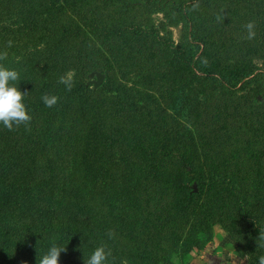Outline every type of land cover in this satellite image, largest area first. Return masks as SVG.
Here are the masks:
<instances>
[{"label":"rangeland","instance_id":"374dc122","mask_svg":"<svg viewBox=\"0 0 264 264\" xmlns=\"http://www.w3.org/2000/svg\"><path fill=\"white\" fill-rule=\"evenodd\" d=\"M251 11L246 4H231V0H87L77 5L54 0L47 11L40 8L39 0L0 1V53L7 52L0 64L18 72L19 80L13 83L35 78L32 69L38 71L55 59L65 63V74L71 72L77 78L75 83L81 82L75 85L79 92L56 93L59 100L55 105L52 140L46 141L40 129L29 126L21 125L11 131L12 135L19 133L15 137L18 140L12 139V145L16 144L21 151V167H13L12 182L20 183L22 176L26 177L23 182L48 180L51 184L47 190L51 193L45 197L52 198L53 216L60 221L58 224L62 223L71 203L77 201L73 190L80 177L78 156L91 125V135L101 147L100 178L96 190L85 201L97 219L102 220L100 225L109 236L106 242L114 246L119 263L139 264L142 260L139 251H146L145 257L152 254L156 264H258L259 257L264 255V247L257 246L262 243L258 240L260 233H264V53H255L252 39H245L244 25ZM45 12H49L48 30L56 34L61 47L46 33L38 35L31 30L32 21ZM90 18L101 25L127 28L140 25L148 30L147 44L134 41L99 45L104 56L95 60L89 70L81 69L77 55L82 41L68 36L71 32L66 29L64 44L60 37L63 27L83 24ZM198 33L202 38L209 37V51L215 57L221 55L222 62L228 60V64L225 62L228 68L245 69V59L253 66L240 71V78L235 76L236 71L232 73L234 76L226 74L225 79L207 75L202 67L211 59L202 57L205 43L198 40ZM167 45L184 52L185 59L180 64L178 50L170 55ZM148 46L155 47L157 55L150 56ZM172 67L175 82L163 76ZM100 74H104V79L96 84ZM120 93L131 95L137 111L118 107L116 100ZM106 95L113 97L109 104L103 102ZM125 124H135L141 129L147 150L158 154L153 160L156 165L162 166L164 160L176 157L180 143L199 153L204 148L201 154L209 162L230 165L204 167L215 172V180L226 178L228 186L222 190V184L219 185L205 197L203 205L198 204L195 219L187 221L189 217H185L178 227V216L171 219L165 216L178 199L174 192L165 189L172 185L148 174L149 178L136 186L133 177L127 174L126 160L132 156L133 148L116 134V128ZM0 132L5 139L9 130L0 124ZM157 140L158 146L154 144ZM251 147L258 151V158L251 154ZM165 151L169 158L165 157ZM142 162L147 166L148 161ZM165 165L169 167H160L165 173L178 176V167ZM105 170L109 171L107 176L103 174ZM194 172L189 173L188 177L193 178L187 184L192 193H198L200 184ZM115 181L117 189L122 188L126 196L121 199L114 196L115 201L105 202L103 193L109 188L106 184ZM231 185L240 189L248 201L258 200L251 214L239 215L238 197ZM37 205L41 204L30 203L25 213L19 211L11 217L9 232L14 242L33 231ZM220 207L224 208L222 214ZM158 217L162 219L159 221ZM85 219L94 223L93 218ZM193 225L198 229L191 232ZM232 225L242 230V237L233 233ZM2 233L0 229V264H10ZM138 242L141 250L137 249ZM14 252L19 253L20 264H37L40 259L35 256L38 253L27 249L21 254L19 250ZM68 256L67 251L62 252L60 264H66Z\"/></svg>","mask_w":264,"mask_h":264},{"label":"trees","instance_id":"16d2710c","mask_svg":"<svg viewBox=\"0 0 264 264\" xmlns=\"http://www.w3.org/2000/svg\"><path fill=\"white\" fill-rule=\"evenodd\" d=\"M0 1L2 2L4 0ZM52 1L54 0H48V2H46V0H39V6L42 10L47 11L49 10V6ZM62 1L68 5L69 3L77 5L87 2V0ZM231 4H246L247 9L250 8L252 10V15L250 16L249 21L255 22L256 35L254 39H252L254 52L264 53V0H231ZM48 14L49 12L42 13L39 18L34 19V21H32L31 30L38 35L46 33L50 40L56 41V46L61 47L62 45L57 43L58 38L56 37V34L50 33L48 30L49 26L46 25L49 21L47 16ZM249 21H247L246 24ZM63 29L64 31L60 37L62 44H64V39L66 38L65 36H67V34H64L65 29L71 32L68 36H72L73 38L82 41L81 52L77 55V62L81 69L89 70V68L94 65L95 60L104 56V54H102L104 51L99 45L107 47L109 44H127L133 43L134 41L142 42L141 44L144 46L147 44L146 37L148 30L140 25H135L132 28H127L123 25H101L98 20L90 18L83 24L72 23L69 27H63ZM196 36L200 42L205 43V49L202 53V57H208L211 59L207 65L202 67V72H206L207 75H220L223 79H225L228 78L227 75H231L233 71H236L235 76L240 78V71H245L253 66L250 60L245 59L243 62L245 63V69L244 67H236L233 70L230 69V67L228 68V65L225 66V62L228 64V60L222 62L220 60V58H223L221 55V57L219 55L218 57H215V54L209 51V47L211 48L209 37L202 38L199 33ZM166 47L170 49V55H175L178 50V64H180L181 59H185V57H183L184 52L182 50L176 49L172 45H167ZM147 52L150 56L157 55V49L155 47H152L151 49L149 48ZM239 62L242 63V61H238V63ZM32 70V74L35 75V78H30L23 83H15V85L18 86L22 92L27 93L24 97V103L32 117L28 126L30 128H36L37 130L40 129L41 134L44 133L46 136V141H50L54 138L52 134V123L55 116V106L52 108L46 107L41 97L44 94L56 96L58 91L65 94L79 92L76 86L78 84L81 85V82L79 81V83H75L77 78H73L74 86L70 92L65 89L64 85L58 83L59 79H56V77L61 74L64 75L67 70L65 63L59 62L58 59L46 63V66L42 69H38V71L35 69ZM163 76L168 81L170 80L175 82L176 80L173 67L169 72L163 73ZM232 76H234V74H232ZM191 82H189V85ZM220 83L222 84V81ZM112 100L113 97L106 95L103 102L105 104H109ZM116 102L119 104L118 107L123 108V110L137 111L136 102L131 98L130 94L123 95V93H120ZM191 106H194V104ZM123 127L124 125L117 127L116 134H118V136H120L133 148L131 149L132 156L127 157L128 160H126L128 165L127 167L129 169V173L127 174L133 177L136 186L140 185L142 181L149 178L148 174L153 175L157 179L159 178L161 182L172 185L165 187V189L174 192L178 199L176 200L172 211H169L165 216L170 219L178 216V227L182 226V220L185 217H189L187 221L195 219L194 214H196L198 204L203 205L202 201L205 197L209 194H213L215 190L219 188V185L222 184L220 187L222 190H225V186H228L229 182L226 178L223 180H215V172L210 169H205L204 167H229L230 165H222L216 161L209 162L208 157L201 154L204 151V148L202 152L199 153L196 149L192 150L184 142L180 143V145H178V155L176 157L167 159L169 161L164 160L162 166L156 165L153 160L157 159L158 154L156 151L147 150L146 145L144 144L145 140L142 137L141 129L135 124H125V127ZM6 134L8 136L3 139L2 133L0 132V188L2 189V193L0 195V229L3 232V239L7 241V257L9 263L20 264L17 256L19 253L15 254V250H19L21 254L25 252V249H27L33 251V254H35V252L38 253V255L35 256L41 258L47 253L53 244H56L59 246H66V251L69 254L66 264H84V258L87 259L91 252L96 247L101 245H104L106 248H110L112 251V256L109 257V264H121L116 257V252L113 251L114 246L111 245L110 242H106L109 240V236L106 234L105 227L100 225L102 220L97 219L93 208L86 203L87 201H85L87 200L86 198H88V196L96 190L95 184L100 178V167H98V164L101 157V153L99 151L101 147L95 140V137L92 136L93 132H91V125L90 128L87 129L86 135L83 138L84 147L78 156V169L80 177H78V184L73 190L75 192L73 197L76 198L77 201H75V203H71L69 211L64 215L66 217H63L61 221L62 223L60 224H58L60 221H56L53 216V211L50 207L52 198L45 197V195L51 193V191L47 190L48 185L51 184L48 180L42 179L41 181L23 182L26 177L22 176L18 180L20 183L14 184L12 182L10 177L13 176V167H21V151L17 150L18 146L16 144L15 146L12 145V139H15L17 136L19 137L20 135L19 133L12 135L11 131ZM165 136L167 137L168 135ZM158 143L159 141L157 140L154 144L158 146ZM254 147L255 146H253V148ZM163 148L164 146L162 145L161 152H163ZM250 152L258 158V151H254L251 147ZM164 155L166 158H169L167 151L164 152ZM262 156H264V154H262ZM143 160L148 161V167L143 165ZM165 164L178 167V176L173 173H165L166 170L160 168L169 167V165ZM196 167L198 168V171H195ZM193 172L196 173V178L200 184L198 193H192L190 186L187 184V180L193 178V176L188 177V175ZM103 174L104 176H107L109 171L105 170L103 171ZM116 183L117 181L112 184H106L109 185V188L105 193H103L105 202L115 201L114 196L118 199L126 196V194L122 193V188L117 189ZM230 187L238 197L236 207L239 215H243L245 213L248 215L251 214V210L255 203H258V200H252L250 202L245 195L240 194V189L236 190V187L232 185ZM33 202L35 204H41L39 206L37 205L38 213L36 225L32 227L33 231L30 235H26L25 237H22V240L14 242L9 232L11 217L19 211L25 213L28 210V205ZM136 210H139L138 206L136 207ZM204 210L207 212L206 207ZM223 210L224 208L220 207V214L223 213ZM229 214L232 215L233 213ZM86 216L88 218H93L94 223H88L85 219ZM204 216L207 218V213H205ZM161 219V217H158L159 221ZM171 225L173 227L176 226L173 222ZM194 225L190 230L191 232L198 229V227ZM209 226L210 221L207 224V227ZM232 229L234 234H238V238L242 237L243 232L240 228L238 229L235 225H232ZM256 235L254 234V237H256ZM179 245L180 240H178V246ZM140 247L141 245L138 242L137 249L141 250ZM139 252L142 258L139 264H156L152 254L148 253L150 257H145L146 251Z\"/></svg>","mask_w":264,"mask_h":264},{"label":"clouds","instance_id":"9594fccd","mask_svg":"<svg viewBox=\"0 0 264 264\" xmlns=\"http://www.w3.org/2000/svg\"><path fill=\"white\" fill-rule=\"evenodd\" d=\"M246 30L245 39H254L255 22L249 21L244 25ZM11 46V42H9ZM7 52L0 53V61L6 59ZM19 80V74L16 70H10L0 64V124H3L9 131H14L21 125L27 127L32 120L27 107L24 103V97L27 93L22 92L15 81ZM58 83L65 86L67 91H71L74 86L73 75L71 72L59 77ZM44 105L48 108L54 107L59 98L55 95L44 94L41 97ZM15 126V127H14ZM258 240L261 241L259 247H264V233H260ZM66 246L53 244L46 254H44L37 264H60L62 252H66ZM112 256L110 248L104 245L96 247L87 259L84 258V264H109V257ZM246 261V257H243ZM258 264H264V255L259 257Z\"/></svg>","mask_w":264,"mask_h":264},{"label":"water","instance_id":"95a60500","mask_svg":"<svg viewBox=\"0 0 264 264\" xmlns=\"http://www.w3.org/2000/svg\"><path fill=\"white\" fill-rule=\"evenodd\" d=\"M103 79H104V74H100L99 80L96 84H100Z\"/></svg>","mask_w":264,"mask_h":264}]
</instances>
